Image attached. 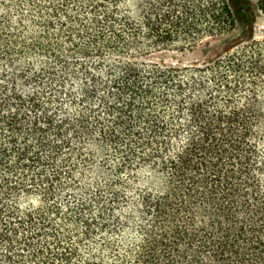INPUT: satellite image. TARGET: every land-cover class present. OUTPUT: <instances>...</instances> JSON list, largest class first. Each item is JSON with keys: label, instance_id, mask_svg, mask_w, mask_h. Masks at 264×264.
<instances>
[{"label": "trees", "instance_id": "16d2710c", "mask_svg": "<svg viewBox=\"0 0 264 264\" xmlns=\"http://www.w3.org/2000/svg\"><path fill=\"white\" fill-rule=\"evenodd\" d=\"M244 3L0 0V264H264V39L152 59Z\"/></svg>", "mask_w": 264, "mask_h": 264}, {"label": "rangeland", "instance_id": "374dc122", "mask_svg": "<svg viewBox=\"0 0 264 264\" xmlns=\"http://www.w3.org/2000/svg\"><path fill=\"white\" fill-rule=\"evenodd\" d=\"M143 2L144 0H128V4L134 13L139 11V7ZM241 6L242 12L245 15L239 16L236 28L232 32L221 37L209 38L197 48L187 49L185 51L163 52L161 54L159 53L154 55L152 59L158 60L163 64H204L220 55L225 50V48L232 47L240 43H247L252 37H254L256 40L264 39V9L259 5V0H248V3L241 4ZM109 167L111 168V166ZM110 168L106 170H110ZM105 173L96 171L93 176L111 178L109 176H114L113 174H115L114 165H112V170L110 171L112 175ZM166 182V175H163L162 172L155 171L148 167L139 170L137 175L135 174L133 188L135 191L138 188H149V190L157 192L163 190ZM263 186L262 191H264ZM128 231L123 232V240L136 241L138 237L135 236V233L131 230Z\"/></svg>", "mask_w": 264, "mask_h": 264}]
</instances>
